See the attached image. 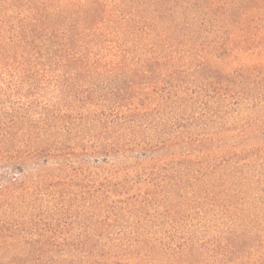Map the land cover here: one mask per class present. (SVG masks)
<instances>
[{
	"label": "rangeland",
	"instance_id": "obj_1",
	"mask_svg": "<svg viewBox=\"0 0 264 264\" xmlns=\"http://www.w3.org/2000/svg\"><path fill=\"white\" fill-rule=\"evenodd\" d=\"M28 1L0 0V264H264V0H56L74 28L25 41Z\"/></svg>",
	"mask_w": 264,
	"mask_h": 264
},
{
	"label": "trees",
	"instance_id": "obj_2",
	"mask_svg": "<svg viewBox=\"0 0 264 264\" xmlns=\"http://www.w3.org/2000/svg\"><path fill=\"white\" fill-rule=\"evenodd\" d=\"M54 1L56 0H29V8L33 10V15L30 17V21L27 23H21V31L23 32V38L26 41L27 38H33L35 32L38 30L50 29L53 36H57L58 30L61 28V34L64 30L70 33V30L74 28V22L77 18H74L70 11H62L55 7ZM71 4V3H69ZM63 12L66 15H63ZM28 29V31H27ZM34 33V34H31Z\"/></svg>",
	"mask_w": 264,
	"mask_h": 264
}]
</instances>
